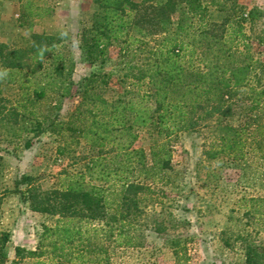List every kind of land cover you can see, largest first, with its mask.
Returning a JSON list of instances; mask_svg holds the SVG:
<instances>
[{
    "label": "trees",
    "instance_id": "1",
    "mask_svg": "<svg viewBox=\"0 0 264 264\" xmlns=\"http://www.w3.org/2000/svg\"><path fill=\"white\" fill-rule=\"evenodd\" d=\"M96 2L97 11L91 25L82 31L80 48L86 62L101 67L109 58V46L115 41L122 43L116 63H125V75L132 87L125 88L115 99L107 100L100 94L112 75L103 70L84 77L72 92L70 68L62 54L53 52L58 40L50 35L34 33L29 49L12 50L0 44V60L5 69L35 77L31 81L30 104L53 92L58 93V105L64 97L77 98L68 118H50L47 129L82 136L98 148L82 172L67 174L58 187L39 190L32 176L20 177L18 183L26 185L24 197L31 209L60 218L53 226H43L35 249L16 246L15 258L9 264H109L111 247L141 245L149 203L163 192L171 160L165 142L135 148L139 130L146 128L165 138L195 130L214 113L229 111L228 102L235 89L248 79L251 64L245 58H234L236 54L242 56V52L232 51L224 36L215 32L214 24L194 28L186 22L190 17L205 18L208 6L204 0ZM209 3L220 10L228 7L234 14L243 10L236 0ZM257 13V8L248 10V20L252 22ZM237 17V23L244 20L241 14ZM152 36L157 37L150 44L147 37ZM144 50L142 64H134ZM194 56L197 66L192 63ZM45 58L51 60L49 69L43 68ZM25 69L26 73L21 72ZM259 94H264V90ZM45 121L36 120L31 131L40 133ZM216 128L218 144L204 150V154L215 158L217 153L228 151L234 157H242L246 128L221 123ZM166 216L161 211L154 214V232L173 227ZM8 239V232L0 231V264L7 260L4 247ZM240 239L244 264H264V246L244 236ZM175 241H170V246L178 257L181 250L186 253V248H179Z\"/></svg>",
    "mask_w": 264,
    "mask_h": 264
},
{
    "label": "rangeland",
    "instance_id": "2",
    "mask_svg": "<svg viewBox=\"0 0 264 264\" xmlns=\"http://www.w3.org/2000/svg\"><path fill=\"white\" fill-rule=\"evenodd\" d=\"M204 1L208 6L205 18L190 17L186 22L194 28L214 24L225 44L236 53L242 52L234 58H245L251 64L248 79L235 89L229 111L214 113L195 130L176 132L168 138L146 128L139 130L135 148L165 142L170 149L168 182L164 193L149 203L143 243L111 247L109 264H244L242 236L264 246V94H259L264 90V0H236L243 6L242 13L236 14L228 7L220 10ZM252 8L258 13L250 22L247 12ZM96 11V0H0V44L12 50L29 49L34 33L50 35L58 40L53 52L62 54L70 68L72 92L84 77L103 70L112 75L100 94L107 100L115 99L132 87L125 75V63H116L122 43L115 41L109 46V58L101 67L86 62L80 48L82 31L91 25ZM240 14L244 20L237 23ZM156 37H147L150 44ZM145 53L141 52L134 64L141 65ZM50 61L45 58L43 68L49 69ZM192 63L198 65L195 56ZM23 76L5 69L0 60V231L9 234L5 264L14 260L16 246L35 249L43 226H53L60 218L31 209L24 197L26 185L18 183L20 177L32 176L39 190L58 187L67 174L82 172L98 150L82 136L47 129L50 118H68L77 103L75 96L64 97L58 105V93L53 92L30 104L35 77ZM43 118L42 131L35 135L32 127ZM219 123L246 128L242 157L228 151L217 153L215 158L204 154L218 144ZM258 124L260 128H256ZM160 211L173 227L156 233L151 228L152 219ZM172 240L179 248L185 247L186 253L181 250L175 257Z\"/></svg>",
    "mask_w": 264,
    "mask_h": 264
}]
</instances>
